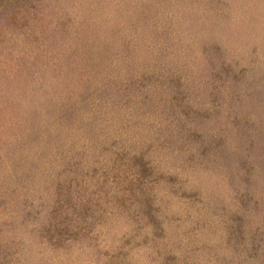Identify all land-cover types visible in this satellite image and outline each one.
<instances>
[{
	"label": "rangeland",
	"instance_id": "obj_1",
	"mask_svg": "<svg viewBox=\"0 0 264 264\" xmlns=\"http://www.w3.org/2000/svg\"><path fill=\"white\" fill-rule=\"evenodd\" d=\"M0 264H264V0H0Z\"/></svg>",
	"mask_w": 264,
	"mask_h": 264
},
{
	"label": "trees",
	"instance_id": "obj_2",
	"mask_svg": "<svg viewBox=\"0 0 264 264\" xmlns=\"http://www.w3.org/2000/svg\"><path fill=\"white\" fill-rule=\"evenodd\" d=\"M122 157H125L127 159L123 160L125 161L126 165V171L127 173L133 177V179L136 181L138 179V183L136 184L135 188H137V192L134 191V189L131 187L130 189L127 188V190L130 192L126 199H131L132 196L138 197L137 194H140L141 191L145 193V204L148 206L147 212L151 216V220L153 223L157 224L159 223V219L156 214V209L154 207L153 198H154V192L146 191L147 184L144 183L143 178L140 176L149 175L152 171L150 170V166L146 165V161L143 160L144 156L143 153L140 151L139 153H130L128 151H124L121 153ZM129 158V160H128ZM121 160V158H120ZM115 176L117 174H114ZM68 187L64 189V187H60L57 191V197L55 199V205L53 206L51 212H50V224L45 225L44 229L47 235V239L51 241L54 245H60L62 240L68 239L69 236H72V233L79 234H85V228L84 226H80L77 230H74L72 227H70V221L72 220V217L67 214V208L68 203L71 199V194L68 190ZM125 192V191H124ZM126 194V193H124ZM124 196V195H122ZM120 201V199H118ZM121 203H124L123 201ZM61 213V215H60ZM68 219L69 221H67ZM88 229V228H87ZM79 232V233H78Z\"/></svg>",
	"mask_w": 264,
	"mask_h": 264
}]
</instances>
